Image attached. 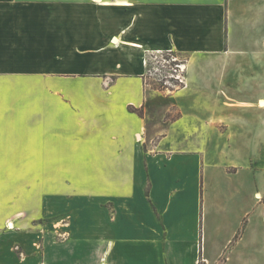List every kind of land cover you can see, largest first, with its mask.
I'll return each instance as SVG.
<instances>
[{"label": "crops", "instance_id": "1", "mask_svg": "<svg viewBox=\"0 0 264 264\" xmlns=\"http://www.w3.org/2000/svg\"><path fill=\"white\" fill-rule=\"evenodd\" d=\"M263 160L264 0H0V264L264 262Z\"/></svg>", "mask_w": 264, "mask_h": 264}, {"label": "built area", "instance_id": "2", "mask_svg": "<svg viewBox=\"0 0 264 264\" xmlns=\"http://www.w3.org/2000/svg\"><path fill=\"white\" fill-rule=\"evenodd\" d=\"M146 77L151 88L162 91L170 90L171 83L176 90L186 86L184 62L174 52L151 55L147 61Z\"/></svg>", "mask_w": 264, "mask_h": 264}, {"label": "rangeland", "instance_id": "3", "mask_svg": "<svg viewBox=\"0 0 264 264\" xmlns=\"http://www.w3.org/2000/svg\"><path fill=\"white\" fill-rule=\"evenodd\" d=\"M181 60H185V58L181 57ZM170 90H165L166 93L171 94L173 91L176 90L173 87V83H171ZM264 160L260 165V169L258 171L259 181L264 180V168H263ZM264 204V196L262 200ZM244 235V226H240L239 229L235 232V235L232 237L231 241L226 244L227 239L225 241H221L219 244L215 246L213 249L214 255L212 252L209 251V247L207 246V250H202V254L198 259V264H249L244 261L242 254L248 250L246 245L248 241L242 240ZM256 238V237H254ZM220 239V237H218ZM203 255L208 256L210 258L209 262L203 259ZM251 264V263H250ZM258 264H264L262 259L260 258V262Z\"/></svg>", "mask_w": 264, "mask_h": 264}]
</instances>
